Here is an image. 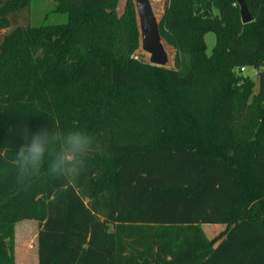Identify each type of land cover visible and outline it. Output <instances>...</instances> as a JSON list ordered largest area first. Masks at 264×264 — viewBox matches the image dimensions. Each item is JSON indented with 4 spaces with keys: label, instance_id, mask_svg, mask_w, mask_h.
Segmentation results:
<instances>
[{
    "label": "trees",
    "instance_id": "trees-1",
    "mask_svg": "<svg viewBox=\"0 0 264 264\" xmlns=\"http://www.w3.org/2000/svg\"><path fill=\"white\" fill-rule=\"evenodd\" d=\"M55 1L67 19L37 26L32 0H0V264H16L23 220L38 264H264V0H245L247 24L237 0H166L170 69L136 54L132 0L121 15L118 0ZM25 121L95 137L74 185L14 182Z\"/></svg>",
    "mask_w": 264,
    "mask_h": 264
},
{
    "label": "clouds",
    "instance_id": "clouds-1",
    "mask_svg": "<svg viewBox=\"0 0 264 264\" xmlns=\"http://www.w3.org/2000/svg\"><path fill=\"white\" fill-rule=\"evenodd\" d=\"M16 135L20 143L12 154L10 172L20 186L42 177L74 185L85 171L96 143L83 128L35 127L28 121L18 126Z\"/></svg>",
    "mask_w": 264,
    "mask_h": 264
},
{
    "label": "rangeland",
    "instance_id": "rangeland-1",
    "mask_svg": "<svg viewBox=\"0 0 264 264\" xmlns=\"http://www.w3.org/2000/svg\"><path fill=\"white\" fill-rule=\"evenodd\" d=\"M57 2L55 0H32L31 2V23L35 25L40 24H50V23H62L67 19L66 14L56 12L54 10L55 4ZM115 5L114 0L110 4L111 7ZM43 37L38 38V45L36 44L35 48L30 50V57L33 60L39 59L41 57L47 56L49 54L47 52V46L44 44ZM207 41V51L210 53L214 43H215V35L213 32H209L206 35ZM40 42V43H39ZM138 55V54H137ZM140 56V55H139ZM145 57V55H141V58ZM30 59V60H31ZM32 61V60H31ZM236 73L238 76L242 75H249L255 83V91L257 89V77H258V70L253 67H247L243 74H240L237 70ZM105 72L103 70L101 80L99 82V87L102 89L104 86L105 80ZM8 80H13V77H9ZM7 84V82H5ZM8 85V84H7ZM2 84V79L0 78V107L2 104V97L4 96V88ZM81 115V114H80ZM83 115V114H82ZM244 230V232H248L256 236L258 230L257 228L260 227H248L240 226ZM212 232L214 234L220 233L222 228L220 227H211ZM39 231V225L35 220H23L16 224L14 228L13 240H14V257L16 259V264H38V255H37V235ZM258 236V235H257ZM227 242V240L225 239ZM224 251L228 250L230 244L224 243Z\"/></svg>",
    "mask_w": 264,
    "mask_h": 264
},
{
    "label": "water",
    "instance_id": "water-1",
    "mask_svg": "<svg viewBox=\"0 0 264 264\" xmlns=\"http://www.w3.org/2000/svg\"><path fill=\"white\" fill-rule=\"evenodd\" d=\"M138 29L139 45L136 54L145 55L142 60L153 66L173 68L175 47L161 33L166 0H132ZM128 0H118L117 11L121 15ZM243 24L254 20L245 0H237Z\"/></svg>",
    "mask_w": 264,
    "mask_h": 264
},
{
    "label": "built area",
    "instance_id": "built-area-1",
    "mask_svg": "<svg viewBox=\"0 0 264 264\" xmlns=\"http://www.w3.org/2000/svg\"><path fill=\"white\" fill-rule=\"evenodd\" d=\"M245 70H246V68H245V67H242V68L239 70V72L243 73V72H245Z\"/></svg>",
    "mask_w": 264,
    "mask_h": 264
},
{
    "label": "crops",
    "instance_id": "crops-1",
    "mask_svg": "<svg viewBox=\"0 0 264 264\" xmlns=\"http://www.w3.org/2000/svg\"><path fill=\"white\" fill-rule=\"evenodd\" d=\"M206 43H207V41H206ZM215 44V43H214ZM15 261H16V259H15Z\"/></svg>",
    "mask_w": 264,
    "mask_h": 264
}]
</instances>
